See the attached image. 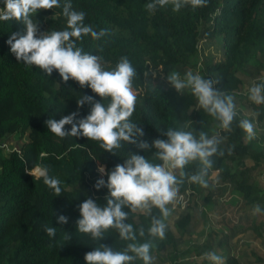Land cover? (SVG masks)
<instances>
[{
	"label": "trees",
	"instance_id": "obj_1",
	"mask_svg": "<svg viewBox=\"0 0 264 264\" xmlns=\"http://www.w3.org/2000/svg\"><path fill=\"white\" fill-rule=\"evenodd\" d=\"M150 2L71 0L74 10L85 13V25H91L97 32L106 30L99 40L89 34L77 44L85 52L100 56L107 70L114 69L121 57H127L136 67L134 90L138 99L131 119L144 129L142 139L150 145L156 138H166L163 133L167 128L193 131L197 136L204 131L211 137L216 118L200 108L191 89L178 92L171 83L149 82L148 64L160 67V73L168 76L179 66H193L191 60L198 53L200 41L209 44L218 38L222 57L202 58L201 76L217 80L218 90L236 95L241 101L246 96L241 92L247 81L254 73L264 74V0H206L205 6L193 8L188 4L179 11H174L169 3L153 12L146 8ZM3 6L0 0L1 9ZM34 19L42 32L67 27L62 7L41 10ZM22 27L15 20L0 21V143L8 137L22 139L19 146L6 154L5 147L0 146V264H87L85 253L98 244L123 250L127 242L120 240L115 231L106 233L99 242L79 233L75 223L80 218L78 205L89 197L106 204L108 189H97L96 182L99 179L107 182L110 171L115 165L123 164L130 153L151 158L156 149L145 151L137 145L125 144L114 155L102 149L99 142L85 137L62 139L51 133L46 120H59L73 112L79 113L77 119L83 118L89 114L90 105L86 103L81 108L77 100L82 95L101 98L90 87L81 88L74 80L65 83L58 71L48 76L34 65L17 61L7 40ZM252 106L260 109L255 103ZM241 120H247L242 111L238 112L231 130H221L224 142L220 149L224 155L214 157L206 177L209 186L185 181L180 192H187L192 199L198 197L203 205L216 202L214 191L228 192L221 199L220 210L232 209L235 216L248 213V218L253 219L259 214L254 211L256 206L264 204V148L259 145L264 138L256 135L249 140L239 127ZM37 167L60 180V196L44 183V173L33 172ZM200 167L196 162L186 171L192 174ZM210 171L218 172V182L210 181ZM176 174L179 176V170ZM232 192L239 193L238 204L227 200ZM60 214L69 218L67 224L57 223ZM151 215H159L158 210L153 209L151 214L138 211L129 222L134 228L147 229ZM190 219V213H182L176 220L177 227L184 229ZM44 225L56 228L54 238L48 237ZM226 234L220 231L223 240ZM200 246L201 250L194 252L197 260L193 264H207L199 256L210 251L211 243ZM166 247L170 248L166 264H183L179 258L188 252L177 248L176 236L168 225L166 238L152 241L151 256ZM134 264L143 261L137 259ZM227 264L238 263L231 256Z\"/></svg>",
	"mask_w": 264,
	"mask_h": 264
},
{
	"label": "clouds",
	"instance_id": "obj_2",
	"mask_svg": "<svg viewBox=\"0 0 264 264\" xmlns=\"http://www.w3.org/2000/svg\"><path fill=\"white\" fill-rule=\"evenodd\" d=\"M3 3L0 21L15 20L23 25L20 31L11 33L7 40L17 61L34 65L48 76L58 71L65 83L74 80L81 88L90 87L101 98L96 100L94 96L82 95L77 100L81 108L86 103L90 105L89 114L83 118L77 119L79 113L73 112L59 120H46L45 124L51 133L62 139L85 137L99 142L102 149L114 155L125 144L137 145L145 151L152 147L156 149L151 158L130 153L123 164L115 165L110 171L107 182L99 179L95 187H107L106 204L101 205L91 197L85 199L78 205L80 218L75 222L78 232L88 235L93 241L99 242L106 237V233L115 231L120 240L127 242L123 250L98 244L94 250L85 253L87 264H134L137 259L142 260L143 264H152V241L166 238L165 220L178 202L181 186L185 181L205 188L209 186L206 177L213 167L214 157L224 155L220 149L221 137H210L204 131H200L197 136L193 131L167 128L163 133L166 138H156L150 145L142 139L145 136L144 129L131 119L138 99L134 90L136 67L127 57H121L114 69L107 70L100 56L85 52L77 44L89 34L99 40L106 35V30L97 32L91 25H85V13L74 10L71 0H64L62 5L61 0H3ZM169 3L173 5L174 11H179L188 4L193 8L205 6L206 0H152L146 4V8L153 12L158 6L164 7ZM60 7L67 19V27L64 30L42 32L34 17L41 10ZM167 80L178 92L190 88L200 108L216 118L222 129L231 130L237 117L234 97L218 90L217 80L206 79L191 71L185 74L184 79L180 78L179 73L172 72ZM249 99L257 105L264 104V82L251 86ZM66 125L71 126L70 130L66 129ZM239 127L249 140L255 137L254 124L249 120H241ZM196 162L201 167L189 174L186 169ZM36 169L40 175L44 173L40 167ZM100 171L103 173L104 168ZM43 180L56 196L61 195L59 179L45 172ZM153 209L158 210L159 215H151L147 229L143 226L134 228L129 222L132 214L138 211L151 214ZM254 211H261L259 205ZM68 222L67 216H57V223L64 225ZM43 227L48 237L56 236L55 227ZM205 256L213 264H222V257L214 251L205 253Z\"/></svg>",
	"mask_w": 264,
	"mask_h": 264
},
{
	"label": "crops",
	"instance_id": "obj_3",
	"mask_svg": "<svg viewBox=\"0 0 264 264\" xmlns=\"http://www.w3.org/2000/svg\"><path fill=\"white\" fill-rule=\"evenodd\" d=\"M261 82H264V78H260L254 74V76L247 81V86H244V89L241 92L246 95L244 96L245 98L242 97V100L240 101L237 99L236 95H234V103L236 105L237 114L242 111L247 120L254 124L255 134L261 135L264 138V104H261L259 106L260 109H258L257 107L255 108L252 106L254 102L249 99V89L251 86ZM261 109H263V112ZM259 145L264 148V139H261ZM230 195L232 197L229 196L227 200L232 204H238L239 201L237 202V200L239 198V193L234 192L233 195L237 196H233L232 193H230ZM260 209L261 211L259 214L253 219L248 218L250 217L248 213H239L237 216L233 214L236 217V220H232V222L227 221V227L230 228L231 233L227 232L226 229L216 227L214 232H208V234L202 235L206 226L203 225L202 221L194 220L192 213L190 222L186 228L179 229L177 227L176 229L175 227L168 225L176 236L177 248L179 250L185 249L188 252L187 255L182 256L179 259H181L183 264H186V262L193 264L197 260V255H194V252L201 250L200 245L211 243L210 251H204H214L221 256L222 264H227V260L231 256L235 257L238 264H264V204ZM229 211L232 212V209H229ZM181 231L185 233L182 243H180L179 240V237H181ZM220 231H225V233H227V238H225V240L220 237ZM165 249H167V252L164 254L159 252L158 254L160 256H158V254L152 255V264H166L169 262L168 257L170 248L166 247ZM155 257H159V259H156ZM199 257L205 258L207 264H213V262L205 256V253Z\"/></svg>",
	"mask_w": 264,
	"mask_h": 264
},
{
	"label": "rangeland",
	"instance_id": "obj_4",
	"mask_svg": "<svg viewBox=\"0 0 264 264\" xmlns=\"http://www.w3.org/2000/svg\"><path fill=\"white\" fill-rule=\"evenodd\" d=\"M205 56H209L215 60L222 57V44L220 43L218 38L213 40V42H209V44H205L204 41H201L199 49H198V53L195 55L194 59L191 60L193 66H187V67L179 66L173 72L179 73L181 79H184L185 74L189 71L193 72V74L201 75L202 66H201L200 60L204 58ZM263 70H264V67L262 68V72ZM147 78L149 82L154 80L155 82L161 81L164 84H170V82L167 80V76H164L160 73V67H154L151 64H148ZM185 89H188V88H185ZM221 130L222 128L220 127V122L217 119H214L213 124H212V135L220 136L222 139V142H224ZM21 141L22 139H17L15 137L6 138L3 142L6 144V146H3L5 147L3 148V153L6 154L11 150V148L15 147L16 145L19 146ZM33 172L36 175H40L37 169H33ZM210 172H211L209 175L210 181L212 183L216 181L218 182L220 179L218 172L217 171H210ZM187 189L188 188H186L185 190L187 191ZM227 193L228 192H225L224 194H222L221 191H214L213 195L216 197L215 198L216 202L214 204L203 205L198 197L192 199L191 196L187 192L185 191L180 192L178 202L175 205V207L172 209V214L165 220L166 225H170L177 229V224H176L177 218L182 213L188 212L190 213V216L192 213L194 220L202 221L203 225L206 226V229L203 230L202 235L208 234V232H214L216 227H220L221 229H226L227 232L231 233L230 228L227 227L228 225L227 221L232 222V220H236V217L233 215V211L230 212V211L220 210L221 199L226 197L227 195L225 194ZM233 194L234 192H232V195ZM233 196H237V195H233ZM184 236H185V233L181 231V237H179L180 243L183 242ZM160 252L164 254L165 252H167V249L164 248L163 251H160ZM158 256L160 255L158 254ZM156 259H159V257ZM186 264H190V262H186Z\"/></svg>",
	"mask_w": 264,
	"mask_h": 264
},
{
	"label": "built area",
	"instance_id": "obj_5",
	"mask_svg": "<svg viewBox=\"0 0 264 264\" xmlns=\"http://www.w3.org/2000/svg\"><path fill=\"white\" fill-rule=\"evenodd\" d=\"M0 9H1V7H0ZM200 43H201V41H200ZM199 46H200V44H199ZM260 78H264V74L262 75V76H259ZM0 146H6V144L5 143H0Z\"/></svg>",
	"mask_w": 264,
	"mask_h": 264
}]
</instances>
